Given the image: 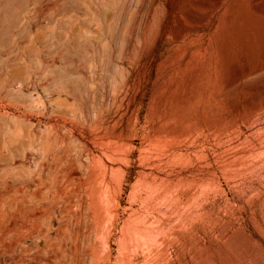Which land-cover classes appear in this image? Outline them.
Listing matches in <instances>:
<instances>
[{
    "label": "rangeland",
    "instance_id": "374dc122",
    "mask_svg": "<svg viewBox=\"0 0 264 264\" xmlns=\"http://www.w3.org/2000/svg\"><path fill=\"white\" fill-rule=\"evenodd\" d=\"M262 29L264 0H0V170L84 201L28 261L264 264Z\"/></svg>",
    "mask_w": 264,
    "mask_h": 264
},
{
    "label": "bare ground",
    "instance_id": "6f19581e",
    "mask_svg": "<svg viewBox=\"0 0 264 264\" xmlns=\"http://www.w3.org/2000/svg\"><path fill=\"white\" fill-rule=\"evenodd\" d=\"M242 18L244 17L242 16ZM258 30L260 31L261 28ZM239 31H243V29H238ZM11 159L13 160L12 157ZM29 159L37 167H35L32 175L30 174V179L23 183L17 181L18 177L14 173L19 169H24V164L14 162L15 167H8V171L6 168L0 170V181L2 183L0 202L6 203L7 211L5 215H9L11 219L9 231L0 234V250L3 259L5 260V254L14 264L21 262L34 264L28 261L29 246H26V240L31 241L32 238V240L41 238L44 242L46 241L42 237L47 232V230L44 231L45 228L43 227L47 218H52L54 214L58 215L60 220H57L59 223L57 229L55 228L57 232L60 231L61 222L70 218H72V221L78 220V217L84 213V201L77 196L79 188L74 185L73 179L75 177L67 178L63 169L58 168L57 165H52V161L46 163L32 156H29ZM25 163L28 164V161L25 160ZM98 216L101 221L103 217L100 211H98ZM0 229L3 230L1 223ZM51 242L53 241L51 240Z\"/></svg>",
    "mask_w": 264,
    "mask_h": 264
}]
</instances>
